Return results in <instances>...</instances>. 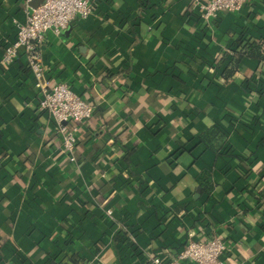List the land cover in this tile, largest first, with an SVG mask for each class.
<instances>
[{
    "label": "crops",
    "instance_id": "obj_1",
    "mask_svg": "<svg viewBox=\"0 0 264 264\" xmlns=\"http://www.w3.org/2000/svg\"><path fill=\"white\" fill-rule=\"evenodd\" d=\"M23 7L0 0V264H153L192 229L264 264V0H95L48 32L45 77L95 105L75 161L25 59L1 63Z\"/></svg>",
    "mask_w": 264,
    "mask_h": 264
},
{
    "label": "built area",
    "instance_id": "obj_2",
    "mask_svg": "<svg viewBox=\"0 0 264 264\" xmlns=\"http://www.w3.org/2000/svg\"><path fill=\"white\" fill-rule=\"evenodd\" d=\"M33 0H23L25 20L16 22V34L3 47L1 63L9 65L23 57L34 85L39 89L38 109L48 115L53 130L61 139V150L70 161H75L77 132L95 110L68 83H50L45 77L42 46L46 34H59L75 17H88L95 7V0H42L32 6ZM195 7L204 19L215 18L221 12L237 11L246 0H194ZM112 212L107 210V215ZM229 246L221 236L200 237L195 230H188L186 240L175 255L151 256L153 264H226Z\"/></svg>",
    "mask_w": 264,
    "mask_h": 264
},
{
    "label": "trees",
    "instance_id": "obj_3",
    "mask_svg": "<svg viewBox=\"0 0 264 264\" xmlns=\"http://www.w3.org/2000/svg\"><path fill=\"white\" fill-rule=\"evenodd\" d=\"M238 60H239V57H238ZM216 133H218V130L213 125H211L208 127V129L203 134L198 135V138L200 142L205 143L206 145L209 146L211 145L212 137L214 136V134L216 135Z\"/></svg>",
    "mask_w": 264,
    "mask_h": 264
},
{
    "label": "water",
    "instance_id": "obj_4",
    "mask_svg": "<svg viewBox=\"0 0 264 264\" xmlns=\"http://www.w3.org/2000/svg\"><path fill=\"white\" fill-rule=\"evenodd\" d=\"M42 0H33L31 5L32 6H36L39 2H41Z\"/></svg>",
    "mask_w": 264,
    "mask_h": 264
}]
</instances>
